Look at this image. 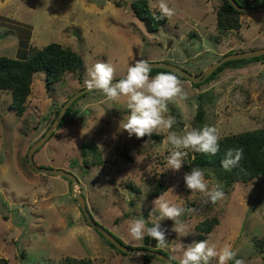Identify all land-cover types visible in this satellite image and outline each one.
<instances>
[{"label":"rangeland","instance_id":"obj_1","mask_svg":"<svg viewBox=\"0 0 264 264\" xmlns=\"http://www.w3.org/2000/svg\"><path fill=\"white\" fill-rule=\"evenodd\" d=\"M131 1L0 0V55L23 57L26 48L19 44L21 38L37 46L59 42L83 59L80 68L65 71L49 88L44 72L36 71L20 115L9 106L11 94L0 91V256L8 264H68L62 259L67 255L96 257L93 264H167L154 256L145 262L143 254L112 247L86 222L69 180L34 170L27 150L49 126L56 109L84 87L86 65L110 63L117 78L138 59L164 60L197 74L230 50L264 46V10L242 11L238 29L221 31L216 27L221 0H166L176 15L148 31ZM179 79L189 98L168 105L166 115L177 121L172 131L182 134L186 125H212L222 138L264 125V58L225 66L198 86ZM201 102L203 117L198 121L195 115ZM128 114L123 98L116 104L98 93L84 92L71 104L62 125L35 150L34 162L74 173L92 216L127 244L157 248L147 235L142 241L132 240L127 229L134 218L145 219L148 226L156 223L159 214L153 213L152 201L165 193L185 208L180 220L192 232L179 237L171 231L173 221H160L168 230V247L161 248L165 253L172 256V247L197 241L198 224L210 218L217 222L203 240L210 238L218 249L231 245L236 259L245 264H262L264 252L254 239L264 235V175L226 184L210 168H202L210 187L224 193L217 203L202 205L200 194L192 195L184 184L186 166L179 172L167 169L171 146L162 142L163 135L137 139L118 132L119 122ZM87 139L98 144L105 160L83 168L81 143ZM123 148L132 160L123 158ZM193 154L189 151L186 157ZM159 180L166 188L153 195ZM180 258L177 253L176 261Z\"/></svg>","mask_w":264,"mask_h":264},{"label":"clouds","instance_id":"obj_2","mask_svg":"<svg viewBox=\"0 0 264 264\" xmlns=\"http://www.w3.org/2000/svg\"><path fill=\"white\" fill-rule=\"evenodd\" d=\"M148 6L153 20L171 21L176 15L175 8L170 7L166 0H156L155 4L153 0H149ZM85 71L84 87L89 92L98 93L106 101L116 104L124 99L129 114L119 122V133L127 132L129 138L137 139L150 137L153 133L163 135L162 142L171 146L166 159L168 170L179 172L189 151L206 156H216L219 153L221 136L216 126L190 128L186 125L182 134L172 131L177 121L175 117L166 115L168 105L189 98L174 72H160L151 76L152 66L144 59L136 60L119 80L115 79V69L110 63L100 62L90 67L86 65ZM83 134L86 133L82 132ZM242 159V148H230L225 152L221 166L225 171H231L240 165ZM182 178L192 195L200 194L202 205L215 204L224 196L222 190L210 187L204 170L199 167H192ZM152 204L153 213L159 214L157 222L148 226L143 218L132 219L127 229L132 240L142 241L147 235L156 241L158 248L168 247V230L162 228L160 223L166 219L174 222L171 231L179 237L192 233L180 220L185 213L183 206L168 200L165 193L155 198ZM170 250L173 253L169 258L170 262L175 261L176 254L179 253V264H211L213 260H216L217 264H229L233 260L235 264H245L244 260L236 259L237 253L231 245L226 244L218 249L215 243L210 242V238L193 241L188 245L179 243Z\"/></svg>","mask_w":264,"mask_h":264},{"label":"trees","instance_id":"obj_3","mask_svg":"<svg viewBox=\"0 0 264 264\" xmlns=\"http://www.w3.org/2000/svg\"><path fill=\"white\" fill-rule=\"evenodd\" d=\"M237 1L240 4H245L248 6L264 3V0ZM130 3L134 14L144 22L148 31L157 30L165 22L166 19L159 21L152 19L147 0H132ZM241 12L242 11L234 8L228 0H221V3L216 11V27L221 31H226L228 29H238L240 27L239 14ZM19 44L25 46L26 48L25 55L23 57H12L6 54L0 55V91L4 90L11 94L9 106L18 115L22 114L23 110L25 109V99L30 90L32 76L36 71L44 72L45 86L49 88L51 83L59 80L65 71L76 70L83 64V59L77 51L69 47H64L56 41H51L41 46H37L29 44L27 40L23 41L20 38ZM229 52L235 51L230 50ZM263 58L264 53L249 58H237L224 61L203 80L192 83L193 85L198 86L202 82L208 81L225 66H238L249 60H258ZM167 71L169 70L159 67H152L151 74H158L160 72ZM178 77L184 78L180 75H178ZM198 95L201 97L203 93ZM71 104L67 107L57 127L62 125L65 116L71 109ZM58 110L59 108L56 109L55 113H57ZM202 117L203 108L201 102L198 105L195 119L201 121ZM157 136L159 137L160 135ZM82 142L81 156L83 168H89L92 165L102 164L105 158L103 159V155L100 152L98 144L91 139L83 140ZM230 148H242L243 159L240 161V165L238 167L233 168L231 171H225L221 166V160L224 158L225 152ZM120 154L125 160H132L127 148L121 149ZM184 162V165L188 171H190L192 167H199L201 169L205 167L210 168L216 177L226 184L234 181L247 182L259 177L260 175H264V125L253 129L242 130L236 133L224 135L220 140V151L216 156H206L199 153H194L191 157H186ZM159 181L160 182H157L156 186L154 187L153 195L160 194L166 188L165 183L161 180ZM129 185L133 187L134 190L139 191L138 187L134 186L133 184ZM216 222V219L212 220L208 218L207 221L198 224L197 228L201 232L198 233L197 241L203 240L206 233L212 229L213 224ZM117 238L122 241V239L119 237ZM254 240L256 245L259 246L260 250L264 252V235L259 237L257 236ZM109 244L118 251H121L112 243L109 242ZM127 245L136 246L130 244ZM138 247L145 246L142 245ZM156 249L165 253L161 248L157 247ZM149 257L150 255L143 254V260L145 262L149 260ZM62 259L68 264H93V261L96 259V257L91 258L67 255ZM0 264H8V259L5 256H0ZM229 264H233L232 261H230ZM262 264H264V253L262 255Z\"/></svg>","mask_w":264,"mask_h":264},{"label":"water","instance_id":"obj_4","mask_svg":"<svg viewBox=\"0 0 264 264\" xmlns=\"http://www.w3.org/2000/svg\"><path fill=\"white\" fill-rule=\"evenodd\" d=\"M234 8L240 11H261L264 10V4L260 5H250L246 6L243 4H240L237 0H228ZM264 53V46L241 50V51H235V52H228L226 54H223L220 58L214 60L212 63H210L206 68H204L202 71H200L197 74H193L189 72L184 67L177 65L175 63L167 62L164 60H147L148 63L152 67H159L164 68L169 71H172L191 82H199L203 80L206 76H208L212 71L215 70L217 66L222 64L224 61L231 60V59H237V58H249L255 55H259ZM123 76L115 78L116 80H119ZM88 91L85 87H81L75 92H73L62 104V106L59 108L58 112L54 116L53 120L49 124V126L46 128V130L37 138L28 148L27 150V159L30 164V166L39 172H44L48 174H56L59 176H63L69 180L70 185V191L75 194L76 200L78 202L79 208L86 220V222L95 228L103 237L107 239L110 243H112L114 246H116L118 249H120L124 253H140V254H148L150 256L158 257L162 260H164L167 264H179V262L172 261L170 262V256L152 248H146V247H138V246H128L124 242L120 241L111 231H109L106 227H104L101 223L96 221V219L92 216L91 212L89 211L86 203V198L84 194L79 190V188H76L77 184L79 183L78 177L61 167H50V166H43L36 164L34 162L33 154L35 150L42 145L43 142H45L48 137L52 134L54 129L58 126V123L60 119L62 118L63 114L65 113L67 107L81 94Z\"/></svg>","mask_w":264,"mask_h":264},{"label":"crops","instance_id":"obj_5","mask_svg":"<svg viewBox=\"0 0 264 264\" xmlns=\"http://www.w3.org/2000/svg\"><path fill=\"white\" fill-rule=\"evenodd\" d=\"M30 41V40H29ZM29 44H30V42H29Z\"/></svg>","mask_w":264,"mask_h":264},{"label":"bare ground","instance_id":"obj_6","mask_svg":"<svg viewBox=\"0 0 264 264\" xmlns=\"http://www.w3.org/2000/svg\"><path fill=\"white\" fill-rule=\"evenodd\" d=\"M76 188H77V186H76Z\"/></svg>","mask_w":264,"mask_h":264}]
</instances>
